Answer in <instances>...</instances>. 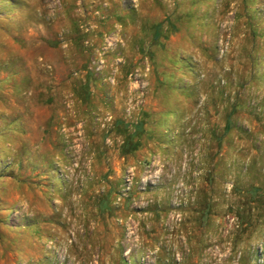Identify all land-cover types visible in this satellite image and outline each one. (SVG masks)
Wrapping results in <instances>:
<instances>
[{
    "label": "rangeland",
    "instance_id": "rangeland-1",
    "mask_svg": "<svg viewBox=\"0 0 264 264\" xmlns=\"http://www.w3.org/2000/svg\"><path fill=\"white\" fill-rule=\"evenodd\" d=\"M0 264H264V0H0Z\"/></svg>",
    "mask_w": 264,
    "mask_h": 264
},
{
    "label": "built area",
    "instance_id": "built-area-1",
    "mask_svg": "<svg viewBox=\"0 0 264 264\" xmlns=\"http://www.w3.org/2000/svg\"><path fill=\"white\" fill-rule=\"evenodd\" d=\"M129 175H131V170H128L127 173H126V180L127 181L130 179Z\"/></svg>",
    "mask_w": 264,
    "mask_h": 264
}]
</instances>
